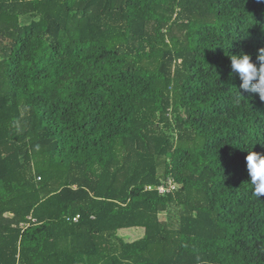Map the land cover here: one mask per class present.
<instances>
[{"label":"trees","instance_id":"1","mask_svg":"<svg viewBox=\"0 0 264 264\" xmlns=\"http://www.w3.org/2000/svg\"><path fill=\"white\" fill-rule=\"evenodd\" d=\"M262 47L258 0H0V264H264Z\"/></svg>","mask_w":264,"mask_h":264},{"label":"clouds","instance_id":"2","mask_svg":"<svg viewBox=\"0 0 264 264\" xmlns=\"http://www.w3.org/2000/svg\"><path fill=\"white\" fill-rule=\"evenodd\" d=\"M264 2V0H258ZM229 77L238 78L240 81L239 91L235 88L237 96L243 93L258 95L264 101V47L257 50L255 60L250 54L243 51L231 54ZM246 170L249 176L248 183L252 188V195L257 199L264 197V154L247 151L245 156Z\"/></svg>","mask_w":264,"mask_h":264},{"label":"built area","instance_id":"3","mask_svg":"<svg viewBox=\"0 0 264 264\" xmlns=\"http://www.w3.org/2000/svg\"><path fill=\"white\" fill-rule=\"evenodd\" d=\"M168 182L170 183V185L168 187L165 186V185H159V186H157V189H158V191L160 193H165V192L169 191L170 188H173L174 187V185L171 183V181H168ZM147 188L148 189H151L152 187L148 186ZM78 217H79V215L75 216L73 218V221H76Z\"/></svg>","mask_w":264,"mask_h":264},{"label":"rangeland","instance_id":"4","mask_svg":"<svg viewBox=\"0 0 264 264\" xmlns=\"http://www.w3.org/2000/svg\"><path fill=\"white\" fill-rule=\"evenodd\" d=\"M162 217H164L163 215H161Z\"/></svg>","mask_w":264,"mask_h":264}]
</instances>
